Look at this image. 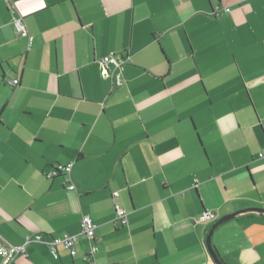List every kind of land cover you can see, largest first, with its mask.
<instances>
[{
    "label": "crops",
    "instance_id": "1",
    "mask_svg": "<svg viewBox=\"0 0 264 264\" xmlns=\"http://www.w3.org/2000/svg\"><path fill=\"white\" fill-rule=\"evenodd\" d=\"M110 52L130 59L118 87ZM263 149L264 0H0V235L42 239L13 264H214L205 237L231 213L211 246L256 264L264 213L241 211L264 209ZM68 162L72 190L45 175ZM83 215L97 251L79 236L54 259L43 241Z\"/></svg>",
    "mask_w": 264,
    "mask_h": 264
},
{
    "label": "built area",
    "instance_id": "2",
    "mask_svg": "<svg viewBox=\"0 0 264 264\" xmlns=\"http://www.w3.org/2000/svg\"><path fill=\"white\" fill-rule=\"evenodd\" d=\"M219 8L213 11V14L219 13ZM224 11H228V8H223ZM14 31L17 35L26 36L28 39V44L30 45L32 42V38L29 35L27 28L21 17L14 19L13 21ZM98 65L101 68V71L105 75H110L114 87H118L122 83V79L120 76V69L122 68L125 62H130V59L127 55L110 52L107 56L100 58L98 61ZM7 83L11 87H15L18 85V79L13 78L7 80ZM257 156L259 158L264 157V149L258 152ZM72 168V162L68 163H56L53 165L52 169L45 173L47 178L54 177L56 175L62 174L65 177V185L66 188L72 190L75 188L74 184L70 181L69 175ZM126 211L120 207H115V215L113 221L117 224L124 225L126 223ZM216 219V215L212 210H204L200 214V216L196 219V222H210ZM80 232L78 234L73 235H64L62 237H52L47 241H43L48 247L52 257L56 259L58 257L57 254V246L61 245L65 249L68 250L69 254L73 256L76 252L75 250V242L77 241L79 236H83L90 241L89 252L88 255H93L97 251L96 238L94 236L95 224L91 220L88 215H83L81 218L80 224ZM30 241H42L41 236L39 234L34 235L33 237H26L23 244L20 245H12L8 243L1 235H0V264H13L18 257H25L26 255V244ZM87 258V257H85ZM92 264V263H91Z\"/></svg>",
    "mask_w": 264,
    "mask_h": 264
},
{
    "label": "water",
    "instance_id": "3",
    "mask_svg": "<svg viewBox=\"0 0 264 264\" xmlns=\"http://www.w3.org/2000/svg\"><path fill=\"white\" fill-rule=\"evenodd\" d=\"M250 211L264 213V209H262V208H252V209H247V210H244L241 212H250ZM237 214L238 213H231V214H227V215L220 217L211 225V228L209 229L208 233L206 234L205 245H206L207 251H208L210 257L212 258L214 264H224V263L219 259L218 255L214 252V250L211 246L212 233H213L215 228H217L219 225L223 224L224 222H226L230 219H233Z\"/></svg>",
    "mask_w": 264,
    "mask_h": 264
},
{
    "label": "rangeland",
    "instance_id": "4",
    "mask_svg": "<svg viewBox=\"0 0 264 264\" xmlns=\"http://www.w3.org/2000/svg\"><path fill=\"white\" fill-rule=\"evenodd\" d=\"M255 231V238L254 240L256 241H260L261 242V248L259 247L260 251H261V255H264V229H253ZM263 240V241H262ZM256 264H264V258L262 261L256 263Z\"/></svg>",
    "mask_w": 264,
    "mask_h": 264
},
{
    "label": "trees",
    "instance_id": "5",
    "mask_svg": "<svg viewBox=\"0 0 264 264\" xmlns=\"http://www.w3.org/2000/svg\"><path fill=\"white\" fill-rule=\"evenodd\" d=\"M215 253L217 254L216 250H215ZM218 255V254H217ZM219 257V256H218ZM220 259V258H219ZM221 260V259H220ZM222 261V260H221Z\"/></svg>",
    "mask_w": 264,
    "mask_h": 264
},
{
    "label": "flooded vegetation",
    "instance_id": "6",
    "mask_svg": "<svg viewBox=\"0 0 264 264\" xmlns=\"http://www.w3.org/2000/svg\"><path fill=\"white\" fill-rule=\"evenodd\" d=\"M213 248V250H214V252H215V248L214 247H212Z\"/></svg>",
    "mask_w": 264,
    "mask_h": 264
}]
</instances>
